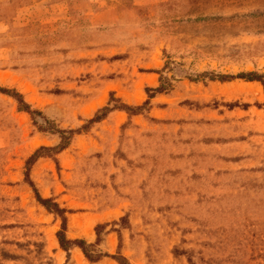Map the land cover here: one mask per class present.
I'll use <instances>...</instances> for the list:
<instances>
[{"label":"rangeland","instance_id":"obj_1","mask_svg":"<svg viewBox=\"0 0 264 264\" xmlns=\"http://www.w3.org/2000/svg\"><path fill=\"white\" fill-rule=\"evenodd\" d=\"M54 2L0 51V264H264V0Z\"/></svg>","mask_w":264,"mask_h":264},{"label":"crops","instance_id":"obj_2","mask_svg":"<svg viewBox=\"0 0 264 264\" xmlns=\"http://www.w3.org/2000/svg\"><path fill=\"white\" fill-rule=\"evenodd\" d=\"M164 1L165 0H133L135 6H147L151 3L156 4ZM55 6V2L53 4L51 3V0H0V44H2L0 46V51H9L12 49V43L10 44V40L13 38H11V35L33 36L42 34L40 24L44 23L42 21L47 17L46 15L55 13ZM53 10L54 12L52 13ZM93 17L94 19L92 20L93 23L91 25L93 27L92 34L87 33V25H82V22H79L78 24L73 21L72 18H63L66 41H68L70 46H72L73 35H79L78 39H82L80 35H96L97 42L94 44L98 46L103 45L106 42L105 35H111V29L119 23V18L115 11L95 12ZM75 20L78 21L77 19ZM100 35L103 39L100 38ZM78 39L75 40V42H77ZM8 71L16 72L18 71V68H2L0 70L1 73H8ZM2 87H4V85H2ZM0 96L12 101L6 95L0 94ZM15 110L18 114L25 115V113L19 112L17 109ZM40 160L42 159H39L38 161ZM41 197L46 198L45 195H41ZM79 256L82 257L81 254Z\"/></svg>","mask_w":264,"mask_h":264},{"label":"trees","instance_id":"obj_3","mask_svg":"<svg viewBox=\"0 0 264 264\" xmlns=\"http://www.w3.org/2000/svg\"><path fill=\"white\" fill-rule=\"evenodd\" d=\"M220 78H222L221 80H225V78L229 79L231 77H220ZM240 78H244V79H246L248 81H262V79L264 78V75H255L253 73H248V74H241ZM147 91L148 92H154V93H161V92L164 91V86L160 85L157 89H147ZM12 92H14L15 95L9 94V90L8 89L3 88V89L0 90V93L3 94V95H6V96H9V97H12V98H14L13 96H17V95L21 97V95L17 91H12ZM149 97H151V96H149ZM15 101L18 104V111L19 112L29 113L27 108H29L30 105L26 101H24V100L21 101L18 98H15ZM145 104H148V101H146ZM118 108L128 112L130 110L137 111L141 107H129V106L123 105L121 107H117L116 109H118ZM109 110L110 109H108V108H104L102 111H109ZM103 117H104V115L101 116V117L97 116L94 119L90 120V122H95V119H97V121H99ZM62 139L64 140L63 137H62ZM61 144H62V142H61ZM56 147H59V148L56 150L55 154L52 157L54 162H57V159H56L57 155H59L66 148V146L64 144L60 146V143ZM56 147H52V148H56ZM52 148H48L47 149L46 147H40L28 158V160L35 158V161L33 163H36L39 159L44 157V156H39L38 155V151H40V150H51ZM46 157H49V156H46ZM34 192H35V195H36V200L43 207H45L46 210H49L51 208L53 210V213H62L63 214V210L59 209L58 206L55 203H53L50 198H43V197H41V195L39 194L38 191H34ZM54 208H56V209H54ZM49 211L51 212V210H49ZM64 231H65V218L62 216V228H61V231L57 233V240L59 242L60 247L64 251H68L70 249L68 247V244L74 245V247H78V248L81 249V251L83 252L84 256L88 260H90V261L97 260V258H94V260H92L93 257H91L92 255H90L89 252L86 250V248H85L86 243L84 241H81V240L80 241H78V240H73V241L66 240L65 236L63 234ZM82 244H84V245H82ZM121 260L122 261H119V264H127L125 259H121Z\"/></svg>","mask_w":264,"mask_h":264}]
</instances>
